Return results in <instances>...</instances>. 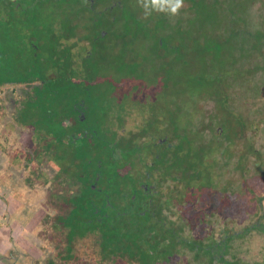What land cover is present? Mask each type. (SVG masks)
Returning <instances> with one entry per match:
<instances>
[{
  "label": "trees",
  "instance_id": "trees-1",
  "mask_svg": "<svg viewBox=\"0 0 264 264\" xmlns=\"http://www.w3.org/2000/svg\"><path fill=\"white\" fill-rule=\"evenodd\" d=\"M37 1L48 3L50 0L32 1L33 10ZM99 1L96 0L95 3L98 4ZM186 1L191 4V8H188L189 13H193L192 9L195 12H203V14H200L196 18L200 23L199 26L193 29L185 28L179 23H169L168 19L160 15L163 24L158 27L163 26L165 33L167 28L174 29L171 40L176 39L179 41L174 36V32L183 38L188 36V38H192L195 41H197L198 37H206L210 33V42H213V37L219 33L218 31L223 23L231 20L227 11L219 12L217 10L216 6H218L221 0ZM1 2L2 6L10 7L11 2L9 0H1ZM59 2L58 5L60 8L65 9L67 0H61ZM87 2L89 1L87 0ZM132 2L133 0H124L123 4L125 7L123 16L117 17V11L115 10L113 12L115 19L111 24L113 31H111L110 26L105 28L109 29L107 37L114 38L113 45H109L110 47L107 48L111 49V53L106 49L103 54H101L103 50L100 51V44L102 41H105L101 37L100 30H104L109 18L103 21L93 16L90 19L91 22L96 23H93V25L97 29L96 37L99 38L98 51L96 54L94 53V58L101 56L103 61L105 60L107 63L115 65V68L118 69L116 72V81L117 78L123 79L127 77V73L124 70L127 65L139 64L129 70L131 75L139 74L138 69L144 62L135 50L127 53L124 46L120 47L117 44L125 36V33L122 31L123 29L117 30L116 23L119 21L124 25V28L131 27L132 24L137 25L138 30L135 33L137 35L134 34L128 43H131L133 39H142L143 32L148 30L141 27V22L143 21L141 18L142 13L139 11L141 9L139 7L138 9L132 8ZM232 3H234L233 0H227L224 4L229 5ZM128 8L130 13H128ZM73 10H75V7ZM135 10L138 11L136 12ZM35 12L37 13L36 10ZM127 13L128 16L126 17ZM235 17L239 18L238 13L235 14ZM31 18L34 26L37 27V35L35 33L33 36L36 38V36L41 37L47 34L48 41L41 38L44 44L47 45V49L45 50L46 46L44 45V50L41 52L43 55L39 53L29 60H14L7 35L6 39H4L5 43L2 46V50L0 51V86H8L12 84L11 81L17 82L18 84L39 85L33 90V94L35 95L30 98L29 106L34 110H39V112L48 115L50 125L48 130L50 133L49 147L52 148L54 145L60 147V144L64 142L60 137L62 132L70 140L69 133H72L71 130L87 124V122L78 119L80 109L86 110L88 113L91 108H109L110 104L103 105L107 101L101 99H98L94 104L88 102V99L83 101L79 100V95L83 92H88V90L79 89L77 91L76 87H79V84H85L83 81L87 79L91 81L95 78L96 73L90 67L93 58L83 60L82 67L85 69L84 72L73 66V60L64 61L53 59V54L56 52L57 54L64 55L63 53H67L66 50L70 52L71 49L70 46H66V50L61 48L59 51H52L55 41L51 34L49 22L52 18H59L55 11L53 10L46 15L41 12L35 18H33V15ZM36 19H41L42 21ZM67 19L74 20L71 16L67 17ZM40 22L41 24L38 25ZM101 23L103 24V29H100ZM6 24L7 22L2 23L1 30L10 35L9 23L8 26ZM54 26H57V24ZM39 27H43L44 29L39 30ZM91 28L93 29V27ZM46 29L47 31L45 32ZM156 29L158 30L159 28ZM262 31H257L256 42L249 47L251 56L254 57L256 55L258 62L264 60V28ZM71 38L72 36L68 34L67 36H61V39L66 41H69ZM55 39L59 40V37H55ZM239 44L241 45V49H243V44ZM176 45L177 47H183L185 44L178 42ZM216 45L218 48H223L229 46V43L219 40ZM235 47L238 49V44ZM257 50H260V52ZM180 52L182 51L180 50ZM33 53L38 52L35 49ZM161 58L167 64L168 57L161 55ZM239 61L240 59L236 60V62ZM16 63L19 68V77L13 79L15 73L14 65ZM262 70L264 71V68L258 65L254 71L259 72ZM177 71L174 64H171L169 61L167 72H169L171 79L175 80L177 78ZM24 72H29V74L24 75ZM51 74L54 76L51 77ZM165 74L167 73L164 71L163 75ZM79 77L84 80L78 83L76 80H79ZM141 77H143V74H139L136 77L130 76L133 79H141ZM184 86H186V90L188 91L191 88H199L197 78L193 81L187 80V85ZM65 88H67L68 92H66ZM258 89L264 92V87H258ZM186 90L181 89L179 91L177 96L179 100L186 98L188 94ZM196 91L200 90L198 89ZM185 92L186 95H184ZM188 96L191 97L193 95L189 94ZM59 97L66 100V106L68 107L67 117H72L76 121V124H73L71 130L60 127L59 108L63 101L61 100L60 103ZM38 105L41 107L44 106L47 110L41 109ZM180 110L179 105V112ZM225 119L230 120V117L225 116ZM117 127L121 129L120 125H117ZM108 132L112 135L109 139L95 138L91 140L87 136L80 145H76L75 141L66 140L69 146L67 149L68 154H66L67 160L72 159L74 161L78 156L80 158L87 156V161L93 160L92 163H90L91 161L89 163L83 161L82 164L92 168L91 175L93 177L96 175V172H100L99 184L104 190L100 192L91 189L90 176L87 175L84 178H80L78 173L70 172L69 169L74 168L75 164L69 163L66 168L65 177L61 178V174H58L52 179V185L49 190L45 187L46 194L44 195L46 204L52 210V213L45 214L44 218L37 219V226H33L30 230L31 232H28L36 238L37 245L27 248L26 245L22 247L17 246L10 252H0V264H202L203 258H207L209 264H264L257 257L263 251L261 248L257 254L251 252L253 254L251 258H241L240 254H244L245 251L234 253L230 250L231 246L228 249L224 248V242L221 243V246L214 244L218 242L205 243V238H200L197 233L195 234V226L203 222L202 220H198L199 216L203 214L200 211H204L203 207L206 208L208 205V197L206 195H203L198 200L196 193V199L199 201V204L193 202L188 203V205L194 207L193 210L196 208L198 210L194 211L195 214H193V217L190 213H187L184 215V218H178L176 214V217L172 218L163 217L160 211L161 209H165V205L163 204L160 206L158 204H141L128 201L124 186L129 176L131 187L135 189L136 180L131 174L127 176L124 172L126 169V165L124 164V150H129L130 152L127 153H132L133 158L137 160L141 145L137 142L138 138L137 140L134 139L125 142L124 138L120 136L121 132L117 128L111 129L110 127ZM235 134V132L227 135L222 133L220 137L225 138L224 136H226L227 139H232ZM178 138L180 139V144L178 145L176 161L178 170L177 180L187 184L197 182L199 184L197 189L198 193L203 192L204 188L210 191L214 180L211 177V173L207 170V165L203 162V157L208 153H197L195 154L197 160H193L189 152H185V146H190L189 150L197 146L191 145L192 141L188 139L187 134L180 135ZM214 139L211 140L212 144L216 141ZM222 144V141H218L217 147L221 149ZM27 145L31 146L36 155L41 153L43 148L41 140L37 141L36 139L28 142ZM226 153L229 156L228 159H233V154L227 150ZM161 163L163 165H169L170 161L165 160V164L163 162ZM170 167L171 165L167 168L170 169ZM111 172H114V174ZM190 172L192 175H189ZM115 177L117 182L112 187L111 182ZM35 180L41 181L43 185H46L48 182L44 173L41 171L35 172L34 177L28 178L30 182ZM190 197V195H187L186 198L190 199ZM140 199L136 198L137 201ZM30 212L33 214V210H30ZM13 228L14 226L8 230L13 232L15 230ZM159 232H166L163 241L158 238ZM213 235L214 232H211V237ZM262 256H264V252H262Z\"/></svg>",
  "mask_w": 264,
  "mask_h": 264
},
{
  "label": "rangeland",
  "instance_id": "rangeland-1",
  "mask_svg": "<svg viewBox=\"0 0 264 264\" xmlns=\"http://www.w3.org/2000/svg\"><path fill=\"white\" fill-rule=\"evenodd\" d=\"M32 1L34 0H18L16 2L20 4L26 12H30L31 16L33 15V18L41 12L46 15L53 10L59 18H62H52L49 22L51 34L55 41V45L52 48L55 50L59 51L64 46V44L60 42L61 36H67V33L69 35L73 28H81L80 36L85 35V30H91L93 36H96L97 29L94 25L93 29L89 27L90 16L82 9L81 2L86 0H67L65 9L59 8L60 6L58 4L61 0H50L48 3L37 1L34 10ZM226 1L227 0H221L216 8L219 12L227 11L231 20L223 23L218 31L219 33L213 37V42H210V33L206 37H198L197 41H195L192 38H188V36L183 38L174 32V36H176L179 41L176 39L171 40L172 31L174 29L167 28L165 33L163 26L158 27L163 24V20L160 19V15L163 14H154L148 20L143 19L141 27L148 30L143 32L144 35L142 39H133L131 43L128 42L138 30L137 25L132 24L131 27L123 28L122 31L125 33L123 38H126L120 46H124L127 53L135 50V52L142 57V61L147 62L145 68L148 73H152L150 84L153 85V88L152 90L145 89L141 91H133L131 86L122 79L117 78V81L124 87V90L127 93L137 96L135 97L136 103H140L138 100H154L152 103L154 109H157L159 113L163 109V115L171 122L174 112L171 106L172 101H175L176 96L181 89L186 90V86L184 85H187V80L193 81L197 78L199 88H191L189 91L186 90L188 93L187 95L186 92L184 94L186 95V98L183 100L178 99L181 110L179 115L176 114L175 116L174 127L179 131V136L187 134L189 138H191L192 135L190 129L193 127L192 132H195V137L193 139L203 147H208V145H206L208 139L218 138L216 134L218 128H224V133L226 135L237 131L233 115H230L227 110L221 108L224 101L228 102L227 95L236 94L237 98L235 101L237 104V114L241 116L242 120H254L257 118V130H255L253 134H256V132L259 133L257 145L255 146L257 151L254 153H258V155L254 157L237 156L236 158L233 157V159H228L229 156L222 157L221 155H218L220 151L213 147L211 143L210 152L203 157V162L207 165V170L211 173V177L214 180L211 190L207 191L206 188H204L203 192L198 193L197 189L199 184L197 182H193V190H191L189 184L178 181V190L182 191V196H185V198H179L177 206L173 205L171 211L169 213L167 212L166 215L172 216V213H176L178 218H184L185 214L190 213L193 217V214H195L194 211L198 210V208L193 210L194 207L188 205V203L194 202L199 204L198 200H200V197L206 195V197H208V205L206 208L203 207L204 211H200L203 212V214L199 216L198 220H202L203 222L195 226V234L197 233L200 238H205V243L218 242L214 244H219L221 246V243L224 241V248L228 249L229 246H231L230 250L234 253L245 251L244 254H240V257L246 259L249 257L251 258V255H253L251 253L253 250L250 248L252 243L254 249L257 247L258 250L260 248L263 249L261 254L257 257L264 262V256H262V252H264V234L261 232H252V229H254L255 226H257V228L263 227L264 229V219L259 216L262 210L257 203L258 197H256L257 191H264V92L263 90L258 89V87H264V71H254L258 65L259 67L264 68V60L258 62L257 56L255 55L252 57L249 51V47L256 42L257 31H262L264 28V0H233L234 3L229 5L224 4ZM0 7L2 10H6L5 7ZM74 7L75 10H73ZM131 7L138 9L136 0H133ZM188 8H191V4L184 0V7L181 9L179 16L171 19L166 15H163V17L168 19L169 23H179L185 28L193 29L200 25L196 18L200 14H203V12H195V10L192 9L193 13H189ZM135 11L137 12L138 10ZM0 12V24L7 22L10 19L7 16V13L5 11ZM128 12L130 13V11ZM236 13H238L239 18L235 17ZM69 16L73 17L74 20L67 19ZM127 16L128 13L126 14V17ZM101 18L103 21L106 19L105 16H102ZM36 20L40 21L41 19ZM233 20L235 21L233 22ZM73 21H75L74 25ZM57 23L60 24L53 27V25ZM40 24L41 22L38 25ZM156 28L159 29L157 30ZM1 29L2 26H0V51L5 43L4 39H6V36L8 35L10 49H12L11 53L14 56L15 52H18L24 47L22 45V40L26 38L31 39L36 27L33 26V28L29 30L32 31L29 36L28 34H23L21 38H19V29L17 27L10 25V35ZM38 29L43 30L44 28L39 27ZM58 29L63 32L62 35H59V33L58 35L56 34V30ZM117 30H120V28L117 27ZM85 36L87 37L89 34ZM42 37H44L43 39L45 41H48L47 34L42 35L41 37L36 36V39L41 40ZM55 37H59V40H56ZM75 39L77 38L75 37L71 39V41L75 43ZM219 40L228 42L229 46L218 48L216 44ZM178 42H183L185 45L183 47H177L176 44H178ZM239 43L243 44V49H241ZM236 44H238V49L235 47ZM109 45L112 44L107 41L101 42L100 51L103 50L101 51V54L105 52V49L111 53V49H107L110 47ZM45 46L46 50L47 45ZM63 49L66 50V47H63ZM180 50L182 52H180ZM257 51L260 52V50ZM161 55L168 57L167 64L163 61ZM238 59H240V61L236 62ZM14 60L21 59L15 57ZM169 61L171 64L173 63L176 70H178L177 72L179 76L177 75L175 80L171 79L169 72H167ZM17 65V63L14 65L15 73L13 79L19 77V68ZM138 65L139 64L137 63L127 65L124 70H130ZM73 66L76 69L81 70L79 60L73 61ZM90 67L97 74V87L93 90L89 89L88 92L81 93L79 95V100L88 99V102L94 104L98 99L107 100L105 93L101 92L98 87L105 85L104 90L108 91L110 86L116 85V72L118 69L115 68V65L109 64L105 60L103 61L101 56L94 58ZM250 70H252V73ZM162 71H165L167 74H161ZM28 74L29 72H24V75ZM50 76L52 77L54 75L51 74ZM144 77L147 79L146 75ZM171 81L172 84L169 85ZM11 83L15 82L11 81ZM35 86L37 85L31 84L26 86L28 90H31V92H29V98H32V96L35 95L33 94ZM11 87V85L2 87V90H0V100L9 105L15 98L18 104H21L22 100L20 95H13V89H11ZM198 89L200 91H196ZM19 90H23V88L21 87ZM65 90L67 91V88H65ZM189 94L193 95L196 102L202 97L200 106H202L203 100L206 98L210 105L219 108L215 113L217 116L221 117V120L212 128L214 137H210L212 134H208L209 136H207V132L202 134L204 127L201 125L198 126V119H200L203 114L200 107L196 110L190 111L189 102L192 98L188 96ZM139 96L143 97L139 98ZM58 99L61 103L62 97H59ZM249 103H255V109L251 112H249L251 109L247 108ZM40 105H38V107L43 110L46 109L44 106L41 107ZM104 113L105 111L103 108L97 109L94 107L89 110L88 115L92 121L95 122L96 119ZM212 115L213 112L210 116ZM227 115L230 117V120L225 119V116L228 117ZM189 116L197 119L192 126L190 125L191 120L189 121L188 119ZM152 117H154V115H152ZM204 117L207 122L206 114H204ZM106 119H108V114ZM199 128L201 129L200 134L196 131ZM93 130L99 131V128L94 127ZM241 133L243 134L240 138H243L244 141L245 129L242 128ZM244 142L246 143V141ZM178 143L180 144V139L178 140ZM245 143L240 149H238V154L239 150L245 148ZM2 147L4 149V154L9 155L12 158L9 157L10 160L8 161L4 160L5 164L3 166H1L0 161V168H2L0 172H3V178L0 180V194H2L0 198L3 200V196H8L7 193H9V191L15 187L19 188L21 186L26 187L27 195L35 197V199H33L34 205L32 207L33 214L32 212H29L28 217L21 221L20 225L15 229L16 239L19 240L18 243L26 245V248L32 247L33 245H37L36 238L29 233H27V236H22L21 232H31V228L37 226V219L44 218L45 214L52 213V210H50L46 204V198L44 195L46 194V186L43 185L41 181H38L39 179L30 182L28 181V178L34 177V173L40 171L52 178L55 170L58 172V168L61 167L60 161H58L59 159L55 160L54 157L55 155L59 157L62 156L63 150L61 147L59 149L54 147L53 151H50L49 154V165L46 164L45 166L42 163H37L34 159L29 158L26 155V149H24L20 143L15 142V140L3 142ZM223 151L225 154L226 149ZM16 159L19 160L14 162ZM43 160L44 157L42 158V161ZM114 172L111 173L114 174ZM4 177L7 181L5 183ZM115 182H117L116 177L111 182L112 187L115 185ZM191 192L194 193L191 194ZM196 193L198 197L196 196ZM187 195L191 196L190 199L186 198ZM36 206L37 210L35 211ZM4 211L6 213H11L10 207L5 203H0V214ZM5 218L7 217H3V219ZM211 232H214L213 237H211ZM165 235L166 232H159L158 238L163 241ZM256 236L257 239H255ZM252 237L254 238L252 239ZM19 244H17L18 247H20ZM0 247L4 249L3 251H6L8 245L4 243V245L0 244ZM202 260V264H209L207 258H203Z\"/></svg>",
  "mask_w": 264,
  "mask_h": 264
},
{
  "label": "flooded vegetation",
  "instance_id": "flooded-vegetation-1",
  "mask_svg": "<svg viewBox=\"0 0 264 264\" xmlns=\"http://www.w3.org/2000/svg\"><path fill=\"white\" fill-rule=\"evenodd\" d=\"M11 2L10 7H6V10H2L0 7V11H5L7 13V16L10 18L7 21V26L9 23V26L12 25L14 27H17L19 29V38L23 36V34H28V36L32 33V31H29L31 28H33L34 23L31 21V13L26 12L23 7H21L20 4H18L16 1L18 0H9ZM89 2L83 1L82 3V9L85 10L86 14L90 16V19L94 16V18L101 19L102 16H105L107 19L109 18V21L106 22V25L104 27V30H100L101 37L105 39V41L111 43L113 45L114 38L107 37L108 30L105 29L109 26L111 27V31H113V26L111 25L114 22V16L113 12L116 10V16L120 17L124 15V7L123 4L124 0H100L98 4H96V0H88ZM0 6H2V2L0 0ZM88 7V9H87ZM60 8V7H59ZM129 11V8H128ZM141 12V11H140ZM129 13V12H128ZM142 13V12H141ZM1 16V12H0ZM1 19V18H0ZM78 21V20H77ZM93 23L95 22H89V27H93ZM60 23H57L59 25ZM75 24V21H73V25ZM2 26V24H0ZM50 26V25H49ZM103 24H100V29L102 28ZM116 26L120 29L124 28V25L119 21L116 23ZM37 27L35 29L34 34L36 33ZM47 29L45 30V32ZM44 32V33H45ZM62 35L63 32H61L59 29L56 30V34ZM65 34V33H64ZM68 34V33H67ZM89 34V36H85ZM72 36L71 39H75V43L71 41H66L64 39H60V42L64 44L63 47L70 46V52L66 51L67 53H63L64 55L53 54V59L57 60H79L81 71L84 72L83 66V60L84 59H90L93 58L95 54L98 51V42L99 38L96 36H93V33L91 30H85V35H81V28L76 29L73 28L70 31V34ZM53 37V36H52ZM44 38V37H42ZM126 38V37H125ZM122 41H118L117 44L121 45ZM119 40V38H117ZM23 46L24 48L20 49L18 52L14 53L13 58L21 59V60H29L34 55H38L39 53L42 54V50H44V42L42 40H37L33 35L31 39L26 38L23 39ZM72 42V43H71ZM25 43V45H24ZM110 45V46H112ZM74 46V47H72ZM177 46V45H176ZM62 47V48H63ZM121 47V46H120ZM36 49V52L33 53V51ZM52 51H55L54 48H52ZM95 53V54H94ZM94 54V55H93ZM43 55V54H42ZM98 55V54H97ZM120 62V61H119ZM142 63V62H141ZM146 64L143 62V64L138 69L139 74H143V77L141 79H133L131 77H136L139 74L131 75L130 71L127 70V77L123 78L122 80L125 81L127 84H129L133 91H141L145 89L152 90L153 85L150 84L152 73H148L146 70ZM122 65V64H121ZM164 71L161 72L163 74ZM97 75V74H96ZM95 75V78L93 80H85L79 77V80H76V82H81V80L85 83L83 85L79 84V87L77 88V91L79 89H86V90H93L96 88V82H97V76ZM147 76V79L144 76ZM172 82H170L169 85H171ZM12 87V93L13 95H20V98L22 100L21 104H18L16 99L11 102V104L7 105L2 100H0V161L1 166L5 164V161L10 160L12 158L9 155L4 154V149L2 147L3 142L8 141H14L20 143L24 149H26V155L34 159L37 163H42L46 166L49 165V154L50 151H53V148L56 147V149L63 150L62 156H56L55 160L60 161L61 167L58 168V172L55 170L54 175L52 178H50L47 174L44 173L47 184L45 185L47 190H49L50 186L52 185V179H54L55 176L58 174H61V178H64L66 175V168L69 163H74L75 167L70 168V172L78 173L80 178H84L85 176H90V188L95 189L98 191L104 190L103 187L99 184L100 180V172H96V175L93 177L91 175L92 168L87 167L86 165L82 164L83 161H87V156L85 158H80L78 156L77 159L74 161L72 159H69L67 162L66 154H68L67 149L68 141H75L76 145H80L83 143V140L88 136L89 139L94 140L95 138L99 139H109L112 135L110 134L109 129H118L119 132H121V135L124 138L125 142H129L130 140H134L138 138L137 142L141 145L140 153L138 154V159L136 160L133 158L132 153L129 150H124V164L126 165V169L124 172L128 176V174H131L133 178L136 180L135 189H132L131 187V180L128 176V179L126 181V185L124 186L125 194L128 196V201L130 202H136L141 204H158V205H165V209H161L162 216L165 217H176V213H172V216H168L165 213L170 212L173 205L177 206V202L179 198L184 199L185 196H182V191L178 190V170H177V156H178V136L179 131L175 129L174 127V121L176 114L179 115V100L178 95L176 96L175 101H172V108H173V117L171 119V122L163 115V109L159 113L157 109H154L153 102L154 100H147V101H141L138 100L140 103L135 102L134 95H131L127 93L124 90V87L120 85L118 82L116 85L108 86L109 90L105 91V85L102 87H98L101 92L105 93V97L107 98V102H105L103 105L110 104L109 108H103L105 113L98 117L95 122L92 121V119L89 117L86 110L80 109L79 110V118L83 122H87L85 126L76 127L74 130H71L73 128V124H76L75 119L73 120L72 117H67L68 115V107L66 106V100L62 99L61 107L59 108V124L60 127L63 128H69V130L72 131V133H69L70 140H68L67 137H65V133H61L60 137L64 142L60 144V147L53 146L52 148L49 147V140H50V133H49V118L48 115L44 114L43 112H39V110H34L30 108L29 102H30V93L31 90H28L26 87L27 85L24 84H18L17 82L10 84ZM39 85L35 86L38 87ZM23 88V90H19V88ZM35 88L33 90H35ZM15 89V90H14ZM0 90H2V86H0ZM68 92V91H66ZM234 93V92H233ZM64 96V94H63ZM228 96V102L224 101L222 104V109L227 110L230 115H233V118L235 120V125L237 128V131H235V135L232 139H226L223 137H220L222 133H224V128H218L217 130V136L218 138L214 139H208V147L201 146L200 143H198L193 138L195 137V132L193 131V127H191V138L188 137L192 141V146H197L196 148H192L189 150L190 146H185V152H189V155L193 160H197V157L195 154L197 153H209L210 152V145L211 140H216L213 145V147L217 148L218 155H221L222 157H227V153L224 154V149L229 151L231 154H233V157L236 158L242 157V156H251L254 157L258 155V153L254 154L258 141V132L256 134H253L255 130H257V118L254 120H242L241 116L237 114V104H236V94H229ZM143 96H139L141 98ZM192 99L189 102L190 105V111L196 110L198 107H200L203 116L198 119V126L201 125L203 128V133L205 134L207 132L208 134H212L210 137H214V133L212 131V128L216 125L218 121L221 120L220 116H217L215 112L219 110L217 106H212L209 104V101L204 98L203 104L201 105L202 97L198 99L196 102L191 96ZM85 100V99H83ZM81 100V101H83ZM102 100V99H101ZM255 103H249L248 109L250 108L251 111L255 109L254 107ZM181 108V106H180ZM244 108V107H243ZM242 111V110H241ZM240 111V112H241ZM89 112V111H88ZM213 112V115L211 113ZM108 114V119H106ZM204 114H206L207 122L204 117ZM133 115V116H131ZM154 115V117H152ZM89 118V119H88ZM121 119V121H120ZM190 122V125L192 126L195 124L196 120L195 118L189 116L188 117ZM252 119V118H251ZM242 121V123H241ZM120 122V123H118ZM122 123V124H121ZM113 125V126H111ZM117 125H120L121 129L117 127ZM115 126V127H114ZM94 127H98L99 131L93 130ZM245 129V139L246 143L243 141L241 130ZM200 128L196 130L199 134ZM249 134V135H248ZM226 135V134H225ZM188 136V135H187ZM201 137V136H200ZM199 137V138H200ZM226 137V136H224ZM33 139H36L37 141L42 142V151L41 153H38L37 155L33 152L31 146H28L27 143L31 142ZM201 139V138H200ZM68 140V141H66ZM218 141H222V148H218L217 144ZM136 142V143H137ZM245 143V148L239 150L241 146ZM198 149V150H197ZM206 149V150H205ZM208 151V152H207ZM44 157V160L42 161V158ZM5 160V161H4ZM19 159L14 160V162H17ZM169 160V165L165 164L164 161ZM92 163L93 160H89ZM89 161H87L89 163ZM161 162H163L165 165H163ZM57 165V164H56ZM170 169L167 167L170 166ZM2 168H0L1 170ZM189 175H192L191 172ZM189 186L191 187V190H193V182L189 183ZM46 191V190H45ZM256 192V191H255ZM194 192H191L193 194ZM257 203L259 204V207L261 208L262 212H260V218L264 219V191H257L256 192ZM136 198H141L139 201L136 200ZM48 203V200H47ZM176 214V215H175ZM259 228V229H258ZM255 226L254 229H252L253 233L261 232L264 234L263 227ZM16 230H14L15 232ZM252 236V233H251ZM254 237H252L253 239ZM257 239V236L255 237ZM224 242V241H223ZM222 242V243H223ZM225 244V242H224ZM252 252L254 254H257L258 247L254 249L253 244L251 243L250 246Z\"/></svg>",
  "mask_w": 264,
  "mask_h": 264
},
{
  "label": "crops",
  "instance_id": "crops-1",
  "mask_svg": "<svg viewBox=\"0 0 264 264\" xmlns=\"http://www.w3.org/2000/svg\"><path fill=\"white\" fill-rule=\"evenodd\" d=\"M2 170V169H1ZM0 170V171H1ZM0 180L3 178V172H0ZM7 182L4 177V183ZM1 185V184H0ZM27 189L25 186H21L19 188H13L9 191L8 196H3L4 199L0 198V203H5L11 209V213H6L5 211L0 214V244L6 243L8 247H6V251L0 247V252H10L13 248L17 247L19 244V240L16 239V232H11L8 230L10 227L16 229L17 226L20 225V222L28 217L30 210L34 205L33 199H35L32 195H27ZM1 193V192H0ZM2 196V194H0ZM31 205V206H29ZM3 217H7L3 219ZM12 229V228H11ZM8 232H10L8 234ZM28 232H21L22 236H27ZM22 247V244H19Z\"/></svg>",
  "mask_w": 264,
  "mask_h": 264
},
{
  "label": "clouds",
  "instance_id": "clouds-1",
  "mask_svg": "<svg viewBox=\"0 0 264 264\" xmlns=\"http://www.w3.org/2000/svg\"><path fill=\"white\" fill-rule=\"evenodd\" d=\"M141 9L144 20L150 19L154 14H163L170 19L179 16L184 7V0H136Z\"/></svg>",
  "mask_w": 264,
  "mask_h": 264
}]
</instances>
